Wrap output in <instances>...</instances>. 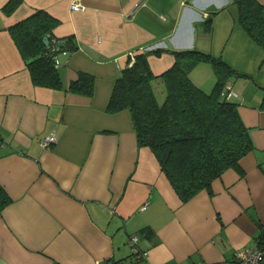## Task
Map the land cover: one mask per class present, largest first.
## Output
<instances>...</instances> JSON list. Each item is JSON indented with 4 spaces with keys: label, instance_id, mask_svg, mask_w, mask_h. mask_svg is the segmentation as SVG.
<instances>
[{
    "label": "crops",
    "instance_id": "crops-1",
    "mask_svg": "<svg viewBox=\"0 0 264 264\" xmlns=\"http://www.w3.org/2000/svg\"><path fill=\"white\" fill-rule=\"evenodd\" d=\"M11 1L0 0V185L11 198L0 211V264H129L134 234L141 256L134 264H231L237 249L259 246L264 47L230 0H80L77 10L70 0H19L8 11ZM37 10L57 20L54 38L71 36L76 45L55 55L60 88L32 81L10 33ZM188 48L221 56L243 74L226 82L254 147L210 190L182 202L150 148L138 145L129 110L110 113L106 105L136 53L148 51L159 75L174 63L171 49ZM78 71L94 75L90 97L66 89ZM189 77L205 91L216 82L208 62ZM160 82L151 81L154 94Z\"/></svg>",
    "mask_w": 264,
    "mask_h": 264
},
{
    "label": "trees",
    "instance_id": "trees-1",
    "mask_svg": "<svg viewBox=\"0 0 264 264\" xmlns=\"http://www.w3.org/2000/svg\"><path fill=\"white\" fill-rule=\"evenodd\" d=\"M19 0H12L10 11ZM236 7V18L247 34L264 47V4L258 0H230ZM212 11L202 21V30L212 28ZM57 20L43 10L10 26V33L27 63L32 81L37 85L61 87L55 65L60 50H74L71 36L57 39L51 34ZM47 36L49 43H43ZM152 51V50H151ZM162 49H155L160 53ZM174 63L154 75L147 53H136L132 62L115 78L106 111L128 109L138 145L150 148L170 185L184 202L202 189L210 190L212 181L227 168H237L240 158L254 147L249 128L242 121L237 103L221 94L228 78L243 75L221 56L196 48L171 49ZM200 62H208L216 74L210 91L197 86L189 77L190 70ZM160 78L165 86V98L158 103L151 81ZM70 92L90 97L94 90V75L78 71L66 88ZM264 106V102H262ZM11 198L0 185V211ZM144 230V229H143ZM264 249V239H259ZM140 251L129 264L141 258ZM125 261V260H124ZM113 264H126L123 260ZM259 264H264L262 256Z\"/></svg>",
    "mask_w": 264,
    "mask_h": 264
},
{
    "label": "built area",
    "instance_id": "built-area-1",
    "mask_svg": "<svg viewBox=\"0 0 264 264\" xmlns=\"http://www.w3.org/2000/svg\"><path fill=\"white\" fill-rule=\"evenodd\" d=\"M70 7L74 10H77L81 9L83 6L80 0H70ZM221 94L226 97H232L236 95L235 91L228 82L225 83L224 87L222 88ZM47 142L48 140L44 141V143ZM260 238L264 239V230H262ZM137 239V234L130 236L128 239V243L132 247V251L134 253H138V249L136 247ZM142 254H144V252ZM262 256H264V249H261L260 247L239 248L234 252L231 264H259Z\"/></svg>",
    "mask_w": 264,
    "mask_h": 264
},
{
    "label": "rangeland",
    "instance_id": "rangeland-1",
    "mask_svg": "<svg viewBox=\"0 0 264 264\" xmlns=\"http://www.w3.org/2000/svg\"><path fill=\"white\" fill-rule=\"evenodd\" d=\"M154 90H155V94L157 96V99H161V97L163 96V94L165 92L163 83L160 82V85L155 86ZM134 263H136V262H134ZM134 263H132V264H134Z\"/></svg>",
    "mask_w": 264,
    "mask_h": 264
},
{
    "label": "water",
    "instance_id": "water-1",
    "mask_svg": "<svg viewBox=\"0 0 264 264\" xmlns=\"http://www.w3.org/2000/svg\"><path fill=\"white\" fill-rule=\"evenodd\" d=\"M43 43H44L45 45H48L49 40H48V37H47V36H43ZM33 58H34V57L28 58V59H27V62H30ZM55 62H56V60H55ZM108 264H113V263L110 262V263H108Z\"/></svg>",
    "mask_w": 264,
    "mask_h": 264
}]
</instances>
